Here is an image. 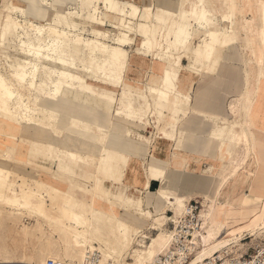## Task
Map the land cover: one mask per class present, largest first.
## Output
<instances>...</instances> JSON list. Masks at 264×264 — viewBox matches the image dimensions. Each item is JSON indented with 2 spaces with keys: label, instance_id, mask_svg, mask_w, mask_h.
Returning <instances> with one entry per match:
<instances>
[{
  "label": "bare ground",
  "instance_id": "bare-ground-1",
  "mask_svg": "<svg viewBox=\"0 0 264 264\" xmlns=\"http://www.w3.org/2000/svg\"><path fill=\"white\" fill-rule=\"evenodd\" d=\"M25 1L29 5L34 1L41 0ZM42 1L49 5L55 13L53 18L47 24H43L44 27L37 33H34L29 27L34 21L29 17L26 9L18 7L15 3H9L4 8L6 15L4 24L0 26V47L3 59L11 71L9 75H6L3 66H0V117L3 119L0 129L4 134L1 137L3 140L0 141V146L4 150L3 157L5 158L2 161L15 159L14 147L18 143L15 141L16 139H39L47 147L42 146V155L48 158L50 157L49 152L55 151L54 146L57 147L61 144L65 146L66 150L60 151L57 157L59 164L64 161L67 166L75 164L84 168L86 163L83 161H86L93 165L95 168L93 179L91 188L86 189L75 185L68 177L55 175L52 170L49 172L35 169V173H38L37 176H41L43 173V182L37 180L38 183L35 187H23L20 199L16 198L7 202L4 197L9 193L8 177L12 172L11 169L0 166V203L9 207L16 206L17 210H28L44 221L50 219L46 213L47 210L55 212L58 216V219L53 220L52 223L54 227L64 229L58 239L63 248V252L60 254L66 260H61L60 255L57 257L56 255L55 257L47 256L48 259L42 258L37 264H47L49 259L71 264L83 260L89 251L95 250L102 252L104 261L124 264L133 249L135 236L142 233L144 228L134 223V219L140 223L135 216L131 220H125L113 209H109L107 201L112 195L111 183L105 180L102 161L105 156L111 154L120 156L119 164L122 159L133 158L134 155L127 152L123 145L126 141L125 138L129 142L132 140V136L127 132L129 125L133 122L132 114L129 112L126 118H122V122H119L120 111L109 117L108 107L101 110L100 106L93 104L92 101L98 95L94 89L97 83H101L103 87L105 85V91L109 90L107 87L114 91L120 85V77L117 74L114 75L113 72L124 66L121 57L124 60L128 57L127 52L121 47L133 43L134 38L140 33L141 24L135 23L138 9L131 1H124V5L130 8V11L126 10L127 12H125L115 0H105L110 13L117 20L116 27L119 29V36L115 39L116 46H108L105 43L106 33L93 27L90 31L92 37L90 39L84 37V33L88 31L86 30L87 24L103 25V21L95 18L90 10L94 0H79L81 9L84 11L89 9L91 12L89 21L83 19L78 12L59 11L55 0L52 3H48L46 0ZM205 2L206 0L200 1V10L195 14V21L199 29L209 27L213 18V14L205 7L208 4L217 9L224 8L227 11L223 18L228 21L231 33L235 36L232 40L220 39L218 31H211L208 34L209 39L203 41L201 51L190 50V43L183 50L184 56L190 60L191 68L201 66V68H207L211 75L216 74L223 55L234 50L235 44L238 42V33L235 28L240 27L241 31L246 32L250 54L257 51L259 55L256 64L259 68L258 74L255 83L252 82L250 86L255 96L257 86L264 82V0H246L243 5L237 0H209ZM18 11L22 17H25L24 22L13 17L14 12ZM249 13L252 15L250 19L247 17ZM172 29L173 27L169 32ZM255 43H259L257 49L254 47ZM107 65L112 66L110 74L105 72ZM172 77V75H166L164 81L171 80ZM22 89H27L31 93L30 101L33 106L25 102ZM129 92L130 98L137 97L149 101L148 95L134 94L130 89ZM81 94L87 96L86 101L81 100ZM99 96L101 99L116 102L115 97L108 93ZM157 97L167 98L168 96L158 93ZM251 105L252 101L244 115H241L240 108L235 110L234 120L225 126V133L221 137L220 160L222 168L226 170L230 164L234 166L233 173H230L232 178H220V181H215L211 193L207 194L210 207L205 215V222L202 224L203 231L198 235L200 238L197 242L200 244V249L189 264L204 263L205 260L216 253H222L225 249L231 251L239 245L245 233L252 237L264 234V200L255 203L259 209L249 213V206L246 205L248 194L240 193L242 195L231 196L223 193L227 185L236 184L243 176L248 178L254 176L253 184L255 181L257 173L253 172L252 166L257 156V150L253 133L246 130L247 127L251 128L247 119ZM169 109L173 114L178 113L174 105H170ZM71 140H76V142H71ZM243 141H245L246 153L242 159L235 158L237 146ZM73 146H77L78 149L72 151ZM222 146L223 149H221ZM52 162L54 163L53 160ZM3 164L0 159V165ZM182 166L184 165L182 164ZM117 169L113 171V174H116ZM171 171L176 173L177 178L180 179L181 170L172 168L167 170L164 163H161L158 178L162 186L157 194L165 201V205L159 213L166 216V211L170 210L175 214V217H179L183 214L180 209L182 201L168 189ZM203 174L213 175L212 169H206ZM150 178L147 175V189ZM58 184L69 188L75 194H69L59 189ZM77 189L83 193L86 191L87 197L84 200L77 199L78 194L75 192ZM55 195L61 197L60 202L54 199ZM230 196L234 200H229ZM48 197L51 198L49 205ZM220 203L224 210H220ZM235 204L241 206L244 222L240 226L232 227L228 222V209ZM140 214L151 222L149 225L151 226L155 215L153 213ZM252 215L254 216L253 220H250ZM31 228L30 225H24L27 234L41 232L40 228L34 231ZM163 228L164 226L156 224L155 229L158 234L152 240L148 255L136 250L133 256L134 264L152 262L158 255L167 251L171 232L166 234ZM91 241L98 243L100 247L84 250L77 260H67L72 242ZM37 255L39 256V254ZM3 262L34 264L32 260L25 258L19 259L17 262L10 259Z\"/></svg>",
  "mask_w": 264,
  "mask_h": 264
},
{
  "label": "rangeland",
  "instance_id": "rangeland-1",
  "mask_svg": "<svg viewBox=\"0 0 264 264\" xmlns=\"http://www.w3.org/2000/svg\"><path fill=\"white\" fill-rule=\"evenodd\" d=\"M48 3H52L54 0H46ZM119 3L121 8L127 12L130 11L129 7H126L124 5L123 0H115ZM127 1V0H125ZM201 0H177V9L173 10L169 7H160L158 6L156 9H154V6H145L144 8L138 6L137 4L131 2L135 7L138 9L135 23L141 24L140 33L134 38V42L128 45H125L121 48H123L127 52V59L124 60L123 57H121L122 62L124 63L123 67H120L116 69L113 74L118 75L120 77V85L118 88H115L114 91H111L109 87H107L109 90L105 91V85L101 83H97L94 89L98 93L97 96L93 99L92 103L99 105L100 109L103 110L105 107L107 108V113L110 114L109 117H111V114L116 113L117 111H120V120L119 122H122V118H126L127 114L131 112L133 121L131 125H129L127 132L132 136V140H137L140 143L147 144L150 146L152 142V138H150L146 133V129L152 126V122L156 123L160 127V132L163 133V135L172 140L178 139V133H179V127L178 124L181 121V113H186L187 107L190 105V96L187 94H182L181 88L179 86V72L182 69V60L186 58L184 56L183 50L186 48L187 44H190L189 49L201 51L202 45L204 40H208V34L211 31H218L220 34V39L225 40H232L234 38V34L231 33L230 24L228 21H225L223 16L226 15L227 11L224 8H215L212 5L206 4L205 7L207 10H209L213 14V18L210 21V26L204 29H199V26L197 25L195 21V14L199 12L200 10V3ZM209 0H206V2ZM240 2V4H244L246 0H237ZM205 2V3H206ZM9 3H15L18 7L24 8L28 11L29 17L33 19L31 30H33L34 33H37L40 29H42L44 26L43 24H47L54 15V11L50 9V6L41 1H34L31 4H26L25 0H0V26L4 24L5 21V15L6 12L4 10L6 5H9ZM55 3H57V9L61 12H78V14L81 15V17L87 21L91 19V12L93 16L97 19H101L103 21V25H86V31L84 33V37L90 39L92 37V34L90 33L92 27L96 30L103 31L106 33V44L108 46H116L115 45V39L119 36V29L116 27L117 20L113 15L110 13L107 4L105 3V0H94L90 10L87 9L86 11L81 9L79 0H55ZM169 4V3H168ZM124 7V8H123ZM127 10V11H126ZM18 15V16H17ZM212 16V15H210ZM14 18H17L18 21L24 22L26 19L25 17H22L20 12H14L13 14ZM248 19L252 17V15L248 14ZM184 21V22H183ZM173 27V29L169 32V30ZM240 29V27H238ZM239 30L238 32V42L235 44V49L231 53H225L223 55L222 61H228L231 59H234L236 56H240L239 61L242 63V68L237 69V88L241 90L240 97L237 99L236 102H232L230 105L231 113H232V120L235 118L234 111L238 110L240 108L241 104V94L246 86V80H245V69L247 65L249 76L252 77L253 83H255L256 76L258 74V66L253 64V70H251L248 67L249 64V57H250V49L247 47V36L245 32ZM141 37L139 39V44L135 48V52L137 55L146 57L152 55L153 58H155L157 61L154 62L156 66L152 67V70H157L160 73V76H155L156 74L151 75V80L147 81L146 83L137 81V82H129L126 78V73L129 68L130 63V51L128 48H133V46L137 42V38ZM199 38L200 41L198 45H196L195 41ZM191 39V40H189ZM240 39V40H239ZM239 45V46H238ZM256 49L259 47V43H255L254 46ZM178 49V50H177ZM237 51V53H236ZM243 51L246 53V56L242 54ZM145 55V56H144ZM124 60V61H123ZM164 61V62H163ZM221 61V62H222ZM246 64V65H245ZM0 66L4 68V74L9 75L10 74V67L3 59V53L2 48L0 47ZM221 66V65H220ZM190 70L196 72V73H205L210 74L207 68H199L198 70H195L189 67ZM106 73L110 74L112 66L107 65L106 66ZM252 72V73H251ZM166 75H172L171 80L164 81L166 78ZM127 86H130V88H127ZM264 86V82H262L260 85L257 86V92L256 95L252 98V105L250 107L249 114L252 110V107L255 103V97L260 93L261 88ZM129 89L134 94H144L149 96V101H145L142 99H139L137 97L130 98L129 97ZM21 92L25 96V102L29 105L33 106L32 102L30 101L31 93L27 89H22ZM108 93L110 95H113L116 99V102H111V100H105L104 98H99L100 94ZM113 93V94H112ZM162 93L167 95V98H158L157 94ZM81 100L86 101V95L81 94ZM174 105L176 110H178L177 114H173L169 106ZM106 110V109H105ZM89 112V111H87ZM152 115V118L150 117ZM153 119V120H151ZM167 120H170V124L167 125ZM232 120L226 118V117H220L219 120H217V124L212 132V137L216 138L220 141L221 144V137L225 133V126L227 123L231 122ZM250 122V121H249ZM3 123V119L0 117V127ZM166 123V124H165ZM251 126L252 123L250 122ZM136 126L139 130L135 131L131 128V126ZM4 134H2L0 129V141L3 140ZM173 137V138H172ZM127 141L128 139L125 138ZM131 140V141H132ZM18 143L15 145V159L9 160L6 159V161H2L5 158L4 156V150L0 146V159L1 162H3V165L8 169H11L12 174L8 177V186H9V193L5 195L4 199L6 201H13L16 198H21V189L23 187H35L37 185V180H40V182H43L44 177L43 173L41 176H37L38 173H35L36 170H52V172L60 177H65L62 175H59L57 171L54 170L57 162V157L60 154V151L66 150L64 145H58L57 147L54 146L55 151L49 152V158L42 155L43 148H45L46 145L44 142L41 143L39 139L36 140H27L26 138H18L15 140ZM14 141V142H15ZM28 141V142H27ZM32 141V142H31ZM76 142V140H71V142ZM129 141V140H128ZM42 144V145H41ZM224 144V143H223ZM221 146V145H220ZM179 147V144L177 145V148ZM224 147L222 146L221 149ZM78 148L77 146H73L71 148L72 151H76ZM235 153V158L242 159L246 153V146L245 141L242 142V144L237 146ZM141 157H144L143 153H140ZM14 158V157H13ZM54 161V163L52 162ZM144 167L146 169V174L148 175L151 171L152 165L154 166H161V162H148L143 161ZM61 166L66 165V163L63 161L60 163ZM75 165V164H73ZM122 165L126 166V163L123 164L120 162V171L122 169ZM130 164H127L126 170H128ZM209 168L213 169L214 173V166H210ZM207 168V169H209ZM36 169V170H35ZM50 172V171H49ZM222 172V167L220 166L219 172H215L214 175H195V174H189L187 172L182 171L181 177L178 179L176 176L177 174L174 172L169 173V185L168 189L172 191V193H175L181 202V211H183V206H185V201H188L193 198L192 194H180L177 192V190H180V183L188 182L190 185H200L205 187V191L198 192L197 195L202 197L204 208L201 212V223L203 224L205 222V215L207 214V211L210 207V201L207 199L206 195L204 193H211L212 188L215 185V181L217 176ZM67 174V172H64ZM180 175V173H179ZM36 178V179H35ZM243 184V179L240 181L238 180L236 183V186L234 189L239 185ZM45 184V183H44ZM48 185V184H45ZM59 189L64 190L68 192L69 194H75L74 191L70 190L67 187H62L59 184L57 185ZM120 186L124 188L123 193L120 194V216L125 220H131L135 215L139 218L138 223L134 219V223L137 225L143 226L144 224L148 223L149 231H154L152 233L146 232L145 230L142 233H139L135 236L133 249L131 250L130 254L128 255V258H131V263H135V260L133 259L134 252L136 250H140L141 252L145 253V255H148V252L152 245V240L154 237H157L158 231L155 229L156 224H160L164 226V231L166 234L170 233V228L172 225L168 226V215L163 216L160 215V210H156V212H153L149 209V205L146 203V197L142 195V189L140 190L141 194L139 197H141V211H138V213L131 211L129 204L126 202H123L124 198L131 199V193L129 192V185L125 182V176L123 178H120ZM49 188V186H48ZM91 188V186H90ZM88 188V189H90ZM85 191V190H84ZM259 191H262V193H259ZM75 192L78 194L79 191L75 190ZM86 191L83 193H79L77 196V199L82 201L87 197L85 195ZM118 194V193H117ZM113 192V195H115V198L113 196V199L107 201V205L109 209H113L116 212L118 197ZM156 193H154L155 195ZM55 200L61 201V197L58 195ZM161 199V197H157L156 200L158 201ZM48 205L51 202V198L48 197ZM264 200V179H261L260 177L255 178L253 187L251 189V194H248L247 206H251L255 203L262 202ZM59 201V202H60ZM131 201H134V198L131 199ZM152 201V200H151ZM162 201L161 207L165 204V201ZM117 204V205H116ZM116 207V208H115ZM18 207L16 206H6L4 203H0V259L1 261H5L7 259H10L11 261L17 262L19 259L25 258L28 260H32L34 264H37L40 262L42 258L45 260L48 259V257H56L60 255L61 260H66V258H62V250L61 247L62 244L59 241V235L63 233L64 230L62 227H54L52 221L57 220L58 216L55 212H49L48 210L46 213H48L49 220H42L39 218L36 214L29 212L28 210H17ZM21 213V214H20ZM140 213H153L155 216V220L151 222L147 220L144 216H141ZM134 214V215H132ZM5 217V218H4ZM3 218V219H2ZM51 220V221H50ZM159 220V221H158ZM157 222V223H156ZM24 225H30L32 228V231L35 229H41V232H36L32 234H27V232L24 230ZM144 227V226H143ZM38 231V230H37ZM56 231V233H54ZM46 232V233H45ZM45 233V234H44ZM248 234V233H247ZM246 235V233H245ZM245 235L242 239V241L239 243V245L235 246L231 252H238L244 248L243 241L245 239ZM248 236L252 237L248 234ZM247 236V237H248ZM260 237H264V234L257 235L255 237H252V239H258ZM47 241V242H46ZM56 243H54V242ZM247 241H251V239H247ZM257 242V241H256ZM255 242V243H256ZM254 245V244H253ZM53 246H55L53 248ZM60 246V247H59ZM52 248L50 250V248ZM58 247V248H57ZM95 249L99 248V244L96 242H72L70 251L68 252V258L67 260H77L81 256V253L86 249ZM62 248V249H61ZM4 249V250H3ZM54 249V251H53ZM3 251V252H2ZM56 251V252H55ZM59 251V252H58ZM54 252V253H53ZM61 253V254H60ZM39 254V256L37 255ZM197 255V254H196ZM48 256V257H47ZM2 257V258H1ZM126 260V259H125ZM38 261V262H36ZM125 263V262H124Z\"/></svg>",
  "mask_w": 264,
  "mask_h": 264
},
{
  "label": "crops",
  "instance_id": "crops-1",
  "mask_svg": "<svg viewBox=\"0 0 264 264\" xmlns=\"http://www.w3.org/2000/svg\"><path fill=\"white\" fill-rule=\"evenodd\" d=\"M125 1V0H123ZM131 1L138 6L144 8L145 6H154L156 9L158 6L160 7H169L173 10L177 9V0H127ZM169 3V4H168ZM237 33L241 30L238 27L235 28ZM246 33V32H245ZM137 38L136 44L133 48H128L130 51V63L129 68L126 73V78L129 82H143L151 80V75L154 73L155 76H160L159 71L152 70L153 66H156L154 62L157 60L150 56H140L135 52L136 46L139 44V39ZM200 39L197 38L195 43L198 45ZM239 46V45H238ZM235 49V47H234ZM242 54L244 57L246 53L243 51ZM231 53V52H229ZM237 53V51H236ZM240 56H236L234 59L228 61H222L221 66H219L216 74H205V73H196L190 70V60L188 58H184L182 60V69L179 72V86L181 88L182 94H187L190 96V105L186 109V113H181V121L178 124L179 133L178 139L171 140L166 138L162 132H160V127L156 123L152 122V126L147 128L145 133L152 138V142L150 146L144 143H140L137 140H132L131 142H124V149L133 154V158L122 159L121 162L125 165H122V169L120 171L119 155H107L103 158V169L105 171L104 176L105 180L111 183L112 195H110L109 200L115 198L113 192L118 197V201L116 202L117 208L116 213L120 216V194L123 193L124 188L120 186V178L125 176V182L129 185V192L131 193V199L134 198V201L127 198L122 200L123 202L128 203L130 210L138 213L141 209V197L140 190L142 189V195L145 196L147 204L149 205V209L153 212L159 210L161 207L162 201L156 198L158 197V190L161 188L162 183L159 177V168L158 166L152 165L151 171L148 174L150 178V183L147 189V174L144 169L143 161L155 162L166 166L167 170L169 168L181 170L187 172L189 174H195L198 176L203 175L205 170L210 166H214V173L219 172L220 166H222V162L220 160V141L216 138L212 137V132L217 124V120L220 117H226L232 120V113L230 105L232 102H236L240 97L241 90L237 88V69L242 68V63L239 61ZM259 55L256 51L254 54H250L248 67L251 69L253 64H257V59ZM246 65V64H245ZM203 67V66H202ZM198 68H193L198 70ZM248 69L246 65L245 69V80L246 86L245 90H243L241 94V104H240V113L241 115L246 114V108L251 103L253 98V92L250 88L252 81V77L248 76ZM249 86V88H248ZM243 102V103H242ZM152 118V115H150ZM251 123V128L247 127L246 130L249 133H253L254 143L257 150V156L252 166L253 172L257 173L256 176L264 179V86L261 88L260 93L255 97V103L252 107V110L247 118ZM153 120V119H151ZM234 120V119H233ZM170 122H167V125ZM131 128L135 131L139 129L136 126H131ZM180 145L177 148V145ZM182 151V153H181ZM140 153L144 154V157H141ZM178 153V154H177ZM182 154V155H181ZM84 168L79 167L78 165H63L61 166L59 163L56 164L54 170L59 173V175L70 178L75 185L82 188H90L91 182L93 179V170L95 169L93 165H90L86 161ZM91 162V161H88ZM127 164H130L128 170H126ZM182 164L184 166H182ZM118 167V169H117ZM234 166L232 164L229 165L228 170L222 168V172L217 176L216 182L221 179L229 178L232 176L230 173H233L232 168ZM246 167V166H245ZM116 174H113V171L116 170ZM212 169V168H209ZM232 171V172H231ZM64 172H67L65 174ZM235 172V170H234ZM213 169H212V174ZM221 178V179H220ZM254 176L242 177L243 184H239L235 189L234 185H227L223 193H226L231 196H239L242 194H251V187L253 185ZM256 178V177H255ZM232 181V180H231ZM74 185V186H75ZM180 190H177L180 194H192L193 198H201L197 193L205 191V187L200 185H190L188 182L180 183ZM77 191H79L77 189ZM82 191H79L81 193ZM78 193V195H79ZM154 193H156L154 195ZM242 193V194H240ZM262 193V191H259ZM77 194V193H76ZM208 193H204L207 196ZM229 198V200H234L233 197ZM152 200V201H151ZM163 200V199H162ZM164 201V200H163ZM220 203V210H224ZM165 205V204H164ZM163 205V206H164ZM134 206V207H133ZM256 204H253L249 207V213L256 211ZM170 210L166 211V215ZM134 215V214H132ZM136 218H138L135 215ZM253 215L250 220H253ZM139 219V218H138ZM228 222L229 225L240 226L243 224V213L240 205L235 204L232 208L228 209ZM144 230L146 232L152 233L149 231L148 223L143 225ZM246 233L245 239L243 241L245 251L248 248L253 247L256 241H264V237H260L258 239H252V237L248 236ZM247 239H251V241H247Z\"/></svg>",
  "mask_w": 264,
  "mask_h": 264
},
{
  "label": "built area",
  "instance_id": "built-area-1",
  "mask_svg": "<svg viewBox=\"0 0 264 264\" xmlns=\"http://www.w3.org/2000/svg\"><path fill=\"white\" fill-rule=\"evenodd\" d=\"M204 208L201 198L190 199L185 202L183 214L175 217L172 211L167 213L168 226L170 228L171 240L169 248L163 254L158 255L152 262L144 264H189L200 249L197 240L200 232L203 231L201 223V212ZM238 252H231L225 249L222 253H216L211 258L200 264H264V241H257L253 247L245 248ZM132 259L127 258L124 264L131 263ZM133 261V260H132ZM0 264H22L7 263L0 261ZM47 264H69L67 262L49 259ZM71 264H117L113 261H104L102 252L99 250L89 251L81 261Z\"/></svg>",
  "mask_w": 264,
  "mask_h": 264
}]
</instances>
